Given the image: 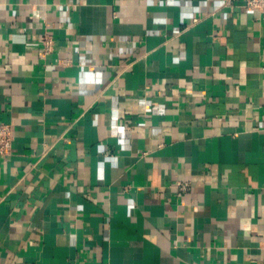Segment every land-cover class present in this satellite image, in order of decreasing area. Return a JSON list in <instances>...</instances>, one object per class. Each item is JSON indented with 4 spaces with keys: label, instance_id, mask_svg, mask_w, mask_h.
I'll return each mask as SVG.
<instances>
[{
    "label": "crops",
    "instance_id": "0c3cea01",
    "mask_svg": "<svg viewBox=\"0 0 264 264\" xmlns=\"http://www.w3.org/2000/svg\"><path fill=\"white\" fill-rule=\"evenodd\" d=\"M0 121V264H264L244 0H0Z\"/></svg>",
    "mask_w": 264,
    "mask_h": 264
},
{
    "label": "built area",
    "instance_id": "2783aa9c",
    "mask_svg": "<svg viewBox=\"0 0 264 264\" xmlns=\"http://www.w3.org/2000/svg\"><path fill=\"white\" fill-rule=\"evenodd\" d=\"M244 6L248 9H258L264 19V0H244ZM44 46L47 50L53 47V39L45 37ZM13 130L8 122L0 121V155L5 156L12 151Z\"/></svg>",
    "mask_w": 264,
    "mask_h": 264
}]
</instances>
